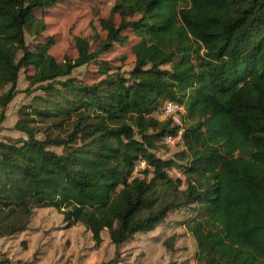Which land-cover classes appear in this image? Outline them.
Wrapping results in <instances>:
<instances>
[{
    "label": "trees",
    "instance_id": "trees-1",
    "mask_svg": "<svg viewBox=\"0 0 264 264\" xmlns=\"http://www.w3.org/2000/svg\"><path fill=\"white\" fill-rule=\"evenodd\" d=\"M67 1L0 0V124L22 70L42 92L19 111L27 139L0 141V238L54 209L97 244L108 231L119 252L184 210L198 264H264V0H115L98 48L78 37L77 57L58 62L52 42L26 34L37 42L47 25L36 13ZM130 32L129 77L106 65L96 83L71 78ZM168 102L185 106L187 125L184 150L162 159L179 131L158 117ZM39 123L51 126L43 140Z\"/></svg>",
    "mask_w": 264,
    "mask_h": 264
},
{
    "label": "rangeland",
    "instance_id": "rangeland-1",
    "mask_svg": "<svg viewBox=\"0 0 264 264\" xmlns=\"http://www.w3.org/2000/svg\"><path fill=\"white\" fill-rule=\"evenodd\" d=\"M115 0H72L58 4L52 9L38 11L36 16L46 23V30L35 42L26 34L28 44L52 42L50 54L58 62L65 58L75 59L77 50L75 39H86L95 50L106 37L101 20L107 19ZM130 41L124 46H116L104 54L99 62L77 69L71 78L87 84L102 79L101 67L108 65L110 73L121 71L127 77L134 69L135 56L133 47L139 38L128 33ZM32 70H22L18 82V94L5 110V120L0 124V141L15 142L27 139L26 135L16 130L19 111L31 105L34 97L42 92L31 87L27 76ZM9 87L0 90V97ZM1 113V107H0ZM161 120L166 118L158 116ZM187 125V120H185ZM41 131L39 139H45L49 124H37ZM54 135L59 132L51 129ZM50 130V131H51ZM61 153V149L52 148ZM181 142L158 147L155 154L162 159H171L183 151ZM145 166L138 165L134 177H143ZM177 178L181 175L171 173ZM187 211L169 214L166 221L150 233H139L124 244L117 252L111 242L109 232L102 234L103 241L97 244L91 232L83 225L67 227L60 212L54 209H36L29 229L12 238H0V260L8 258L14 264H198L196 260L197 244L184 222L189 219Z\"/></svg>",
    "mask_w": 264,
    "mask_h": 264
},
{
    "label": "built area",
    "instance_id": "built-area-1",
    "mask_svg": "<svg viewBox=\"0 0 264 264\" xmlns=\"http://www.w3.org/2000/svg\"><path fill=\"white\" fill-rule=\"evenodd\" d=\"M186 109L185 106L176 102H168L163 108V117L169 118L173 121V125L178 127L177 135H168L165 138V145L175 144L176 142L182 141V135L186 128ZM141 166H145V162H140Z\"/></svg>",
    "mask_w": 264,
    "mask_h": 264
}]
</instances>
